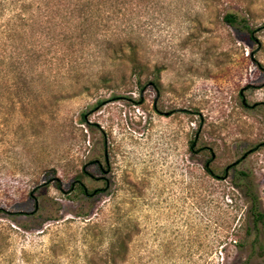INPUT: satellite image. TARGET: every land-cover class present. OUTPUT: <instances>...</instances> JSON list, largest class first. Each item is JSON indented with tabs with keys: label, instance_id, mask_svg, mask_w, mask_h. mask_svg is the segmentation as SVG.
<instances>
[{
	"label": "rangeland",
	"instance_id": "1",
	"mask_svg": "<svg viewBox=\"0 0 264 264\" xmlns=\"http://www.w3.org/2000/svg\"><path fill=\"white\" fill-rule=\"evenodd\" d=\"M241 171L264 213V0H0V264L115 229L127 264H264Z\"/></svg>",
	"mask_w": 264,
	"mask_h": 264
},
{
	"label": "trees",
	"instance_id": "2",
	"mask_svg": "<svg viewBox=\"0 0 264 264\" xmlns=\"http://www.w3.org/2000/svg\"><path fill=\"white\" fill-rule=\"evenodd\" d=\"M76 1L81 2L82 0ZM224 21L232 27H237L239 25L238 17L233 14H227L224 17ZM250 32L253 33L254 31L250 30ZM128 45H130V43ZM132 49H134V47H132ZM132 55L134 56L135 53ZM142 73V69H139V71L136 72L138 82L141 81ZM234 168L235 166L231 167V169ZM206 171L213 175L212 171L207 166ZM233 186L242 192L244 198L249 203L246 235L248 237H252L254 242H257L260 238H264V213L260 209L259 197L257 195L253 178L250 174L244 171L238 172L233 180ZM82 192L85 195H88L84 189ZM131 238L132 237L129 232H124L121 229H115L112 241L106 253L102 256L94 252L90 253L86 257L85 264H127L128 253L130 250L129 244L132 242ZM238 248H242V245H238ZM261 248L264 249V247Z\"/></svg>",
	"mask_w": 264,
	"mask_h": 264
},
{
	"label": "water",
	"instance_id": "3",
	"mask_svg": "<svg viewBox=\"0 0 264 264\" xmlns=\"http://www.w3.org/2000/svg\"><path fill=\"white\" fill-rule=\"evenodd\" d=\"M245 103V102H244ZM182 112H184V113H186L187 111H182ZM169 114H171V113H168L167 115H169ZM195 146H196V142L193 144V146H192V149H194L195 148ZM246 157V156H245ZM245 157H243V158H245ZM237 164H239V162H236L235 164H233L232 166H236ZM232 166H229L228 168H227V170H226V175L228 174V172H229V170H230V168L232 167ZM57 183H58V187H61V182L59 181V180H57ZM84 190H85V192L87 193V190L84 188Z\"/></svg>",
	"mask_w": 264,
	"mask_h": 264
},
{
	"label": "flooded vegetation",
	"instance_id": "4",
	"mask_svg": "<svg viewBox=\"0 0 264 264\" xmlns=\"http://www.w3.org/2000/svg\"><path fill=\"white\" fill-rule=\"evenodd\" d=\"M106 160H107V162H108L107 156H106Z\"/></svg>",
	"mask_w": 264,
	"mask_h": 264
}]
</instances>
